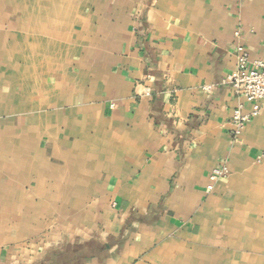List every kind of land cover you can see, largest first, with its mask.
Returning <instances> with one entry per match:
<instances>
[{
	"label": "crops",
	"instance_id": "1",
	"mask_svg": "<svg viewBox=\"0 0 264 264\" xmlns=\"http://www.w3.org/2000/svg\"><path fill=\"white\" fill-rule=\"evenodd\" d=\"M238 45L264 0H0V264H264Z\"/></svg>",
	"mask_w": 264,
	"mask_h": 264
},
{
	"label": "built area",
	"instance_id": "2",
	"mask_svg": "<svg viewBox=\"0 0 264 264\" xmlns=\"http://www.w3.org/2000/svg\"><path fill=\"white\" fill-rule=\"evenodd\" d=\"M238 36V33L234 34ZM223 85L228 86L236 97L243 98L249 105L250 111L243 113L238 107L232 115V136L234 139L241 134L245 124L256 117L261 109H264V55L250 59L246 49L242 45L236 47V65L232 73L226 76ZM150 90L144 88V94ZM227 174L225 168H216L210 174V181L215 182Z\"/></svg>",
	"mask_w": 264,
	"mask_h": 264
}]
</instances>
